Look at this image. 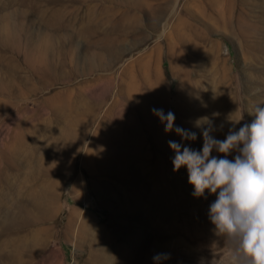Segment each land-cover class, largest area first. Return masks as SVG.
<instances>
[{"label":"rangeland","instance_id":"1","mask_svg":"<svg viewBox=\"0 0 264 264\" xmlns=\"http://www.w3.org/2000/svg\"><path fill=\"white\" fill-rule=\"evenodd\" d=\"M256 105L264 0H0V264H231L152 109L200 151Z\"/></svg>","mask_w":264,"mask_h":264},{"label":"clouds","instance_id":"2","mask_svg":"<svg viewBox=\"0 0 264 264\" xmlns=\"http://www.w3.org/2000/svg\"><path fill=\"white\" fill-rule=\"evenodd\" d=\"M152 113L164 125L165 133L174 132L180 137L179 142L168 141L175 153L173 170L186 166L193 195L203 196L205 190L218 193L209 205V219L217 234L229 242L231 264H264V107L254 106L251 124L229 129L223 140L211 135L217 129L208 118H202L209 126L201 133L200 151L184 146V141L197 138L196 133L174 126L173 112L152 109ZM213 150L224 158L211 155ZM234 151L237 155L227 159Z\"/></svg>","mask_w":264,"mask_h":264},{"label":"bare ground","instance_id":"3","mask_svg":"<svg viewBox=\"0 0 264 264\" xmlns=\"http://www.w3.org/2000/svg\"><path fill=\"white\" fill-rule=\"evenodd\" d=\"M154 101H156V100H154ZM157 104V103H156Z\"/></svg>","mask_w":264,"mask_h":264}]
</instances>
